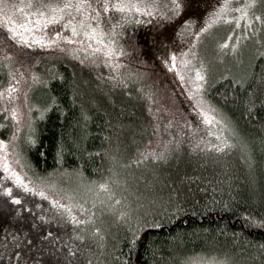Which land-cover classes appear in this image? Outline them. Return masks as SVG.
I'll return each instance as SVG.
<instances>
[{
    "label": "trees",
    "instance_id": "1",
    "mask_svg": "<svg viewBox=\"0 0 264 264\" xmlns=\"http://www.w3.org/2000/svg\"><path fill=\"white\" fill-rule=\"evenodd\" d=\"M32 71L26 182L0 165V264H264V53L207 87L216 125L182 128L133 68L48 55ZM12 130L0 108V145Z\"/></svg>",
    "mask_w": 264,
    "mask_h": 264
},
{
    "label": "rangeland",
    "instance_id": "2",
    "mask_svg": "<svg viewBox=\"0 0 264 264\" xmlns=\"http://www.w3.org/2000/svg\"><path fill=\"white\" fill-rule=\"evenodd\" d=\"M67 2L39 0L40 4L61 6ZM106 2L107 12L103 11ZM116 3L127 5L125 11L113 8ZM28 4L29 0H3L0 4V64L7 71L0 108L13 129L9 142L0 145V165L7 172L5 178L15 181L22 177L26 182L15 147L31 128V95L37 85L32 66L38 58L71 59L108 70L120 81L128 75L134 80L133 73L125 74L127 68H133L147 91L153 89L156 95L152 113L161 111L170 120L179 113L182 128L193 125L191 118L216 125L218 115L205 98L207 87L222 77L245 75L253 59L264 53V0H89L82 11L73 8L69 14L65 10L59 23L47 26L35 24L37 0H32V7ZM42 10L45 18L52 15L47 8ZM10 27L15 28V39L10 38ZM126 28L136 29L142 42L135 35L126 40ZM93 34L95 38H91ZM134 46L137 53L132 58L129 54Z\"/></svg>",
    "mask_w": 264,
    "mask_h": 264
},
{
    "label": "snow or ice",
    "instance_id": "3",
    "mask_svg": "<svg viewBox=\"0 0 264 264\" xmlns=\"http://www.w3.org/2000/svg\"><path fill=\"white\" fill-rule=\"evenodd\" d=\"M2 3H3V0H0V4ZM88 3H89V0H77V2L73 4L71 0H68L67 3H64L63 6H61L59 4L53 5L50 3L40 4L39 0H37L36 14L39 18L35 21V24L39 26L43 22L44 26H47L48 23H59L60 20L63 19V14L65 10H69V14H70V10L73 8H75L77 12H80L82 11L84 5ZM90 6L91 5L89 4V7ZM28 7H32V0H29ZM112 7L120 12H124L127 5L123 3H116V4H113ZM132 7H136L138 10L137 5L133 4ZM177 7H179L178 4H177ZM43 8H47L48 12L52 13V15L50 17L45 18L47 14L42 10ZM108 10H109V4L106 2L103 5V11L107 12ZM0 11H3L2 7H0ZM99 14H100L99 12L96 13L97 16H99ZM29 23H32V21H29ZM21 27L26 31L29 30L27 24H23L21 25ZM65 27H68V25H65ZM8 31L13 33V36L10 38L15 39V28L10 27ZM72 34L73 35L77 34L76 28L74 26L72 27ZM91 38H95V35L93 34ZM56 39H59V34H57ZM68 42L71 43L70 40Z\"/></svg>",
    "mask_w": 264,
    "mask_h": 264
}]
</instances>
